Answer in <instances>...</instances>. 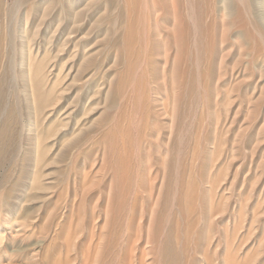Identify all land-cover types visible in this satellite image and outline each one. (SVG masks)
Returning <instances> with one entry per match:
<instances>
[{
	"label": "rangeland",
	"instance_id": "obj_1",
	"mask_svg": "<svg viewBox=\"0 0 264 264\" xmlns=\"http://www.w3.org/2000/svg\"><path fill=\"white\" fill-rule=\"evenodd\" d=\"M264 264V0H0V264Z\"/></svg>",
	"mask_w": 264,
	"mask_h": 264
},
{
	"label": "bare ground",
	"instance_id": "obj_2",
	"mask_svg": "<svg viewBox=\"0 0 264 264\" xmlns=\"http://www.w3.org/2000/svg\"><path fill=\"white\" fill-rule=\"evenodd\" d=\"M143 264V263H142Z\"/></svg>",
	"mask_w": 264,
	"mask_h": 264
}]
</instances>
